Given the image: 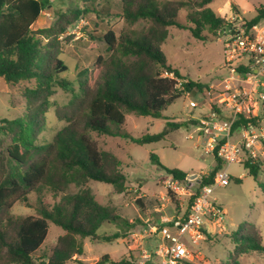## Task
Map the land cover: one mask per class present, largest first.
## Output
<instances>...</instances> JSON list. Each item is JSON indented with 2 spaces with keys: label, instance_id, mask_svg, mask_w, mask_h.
I'll use <instances>...</instances> for the list:
<instances>
[{
  "label": "trees",
  "instance_id": "1",
  "mask_svg": "<svg viewBox=\"0 0 264 264\" xmlns=\"http://www.w3.org/2000/svg\"><path fill=\"white\" fill-rule=\"evenodd\" d=\"M213 1L120 0L121 16L132 23L145 20L149 25L139 32L117 36L114 31H108L104 35L110 55L98 56L90 67L80 70L79 92L74 93L67 105L57 109V116L66 125L50 143L38 145L36 135L44 125L55 89H69L70 85L64 77L69 68L57 50L58 36L90 11L68 8L58 13L56 26L34 30L32 26L52 5L51 0H0V78L10 85L33 82L22 92L27 104L25 116L0 120V134L11 141L5 151L0 150V216L17 202H28L29 196L37 193L36 214L9 217L5 224H0V264H69L75 256L84 255V239L107 242L119 237L98 233L105 223L127 225L112 206L100 203L90 188L76 193H67V190L72 184L80 188L91 180L110 184L119 193L127 189V177L120 170L122 160L110 151L101 150L92 139V131L144 145L165 140L169 132L180 128L182 124L167 123L163 131L141 137H133L123 130L126 112L161 118L186 91L197 96L206 88L199 81L185 78L169 63L162 46L168 38L169 27L190 30L200 40H206L208 34L217 36L228 21L208 6ZM186 7H193L195 11L188 13L186 22L182 23L179 14ZM91 10L96 12L94 7ZM262 20L263 4L245 22L250 28ZM237 70L247 72L244 65ZM180 81L183 90L178 88ZM243 120L235 124V130L244 124ZM213 155L217 164L208 176L198 179V188L189 196L188 207L203 186L215 182L222 161L216 151ZM151 159L160 163L157 155L152 154ZM244 166L257 179L264 170V159L248 160ZM164 170L182 183L187 180L188 173L183 170L166 167ZM259 186L264 190L263 183ZM45 190L54 198L61 196L60 200L53 205L46 203ZM177 222L170 227L175 228ZM50 223L64 233L49 254L40 255ZM231 242L234 250L228 264H239L240 257L250 252L264 255L262 232L253 223L239 224ZM109 262L113 263L109 255H104L95 264Z\"/></svg>",
  "mask_w": 264,
  "mask_h": 264
},
{
  "label": "rangeland",
  "instance_id": "2",
  "mask_svg": "<svg viewBox=\"0 0 264 264\" xmlns=\"http://www.w3.org/2000/svg\"><path fill=\"white\" fill-rule=\"evenodd\" d=\"M119 1L51 0L52 5L42 12L32 26L34 30L54 27L58 13L66 12L68 8L90 11L75 26L58 36L57 50L59 57L69 68L64 77L70 85L69 89H55L45 114L44 125L36 135V144L50 143L55 134L66 125V121L57 116V109L67 105L74 93L79 92L77 80L80 70L90 67L98 56L110 55L104 35L108 31H114L117 36L124 32H139L149 25L145 20L132 23L121 16ZM158 1L162 3L168 0ZM232 1L242 7V12L245 11L243 16L248 20L255 16L261 3L264 5V0ZM232 1L215 0L208 6L229 23L232 15L237 12ZM91 7H94L96 12L92 11ZM109 7H112L111 10L106 11ZM193 11V7L182 9L179 14L180 21L185 23L187 14ZM168 33L162 49L169 63L179 69L185 78L199 81L206 86L202 93L192 97L198 102V108H190V99L182 95L163 112L161 118L126 112L123 130L133 137L159 133L167 123L182 124L160 142L137 145L126 138L93 131L90 133L101 150L110 151L122 160L120 170L127 177V189L119 193L110 184L91 180L80 188L70 185L67 193L90 188L96 199L103 205L112 206L127 225L103 224L99 234H118L119 237L107 242L84 239V255L75 256V260L69 264H79L78 260L84 264H95L104 255H109L113 261L109 262L110 264L122 260L125 264H162L164 258L155 253L162 242V236L159 234L165 226L175 233V228L170 226L175 220L184 219L190 203L188 195L179 196L172 190V176L164 167L183 170L188 173V177L197 173L196 180H189L187 177L183 182L186 188L195 193L198 179L208 176L217 164L213 153L206 152L197 118L208 106H214L219 99H224L222 81L230 74L229 66L239 68L247 59L241 58L228 64L223 48L224 37L220 34H208L206 40H200L195 38L190 30L177 27H169ZM32 85L33 82L10 85L0 78V120L25 116L27 104L22 92L25 87ZM10 142L8 136L0 134V150L5 151ZM152 154L159 157L160 163L151 159ZM225 168L231 178L229 185H214L210 195V199L216 200L224 209V221L222 225L205 222L208 228L205 230V239L193 241L188 236L185 237L191 257L181 261L182 264H228L230 253L234 250L232 234L238 225L245 221L255 224L261 230L264 243V190L259 186V183L264 184V170L255 179L248 174L242 163L226 164ZM237 179H240V182H237ZM43 195L44 201L50 205L58 202L61 197L54 198L46 190ZM36 202L37 193H32L28 202H17L2 213L0 224H5L9 217L22 218L36 214ZM63 233L60 227L50 223L48 236L38 254H49ZM146 252L151 254L150 258L144 256ZM239 261V264H264V255L250 252L241 256Z\"/></svg>",
  "mask_w": 264,
  "mask_h": 264
},
{
  "label": "built area",
  "instance_id": "3",
  "mask_svg": "<svg viewBox=\"0 0 264 264\" xmlns=\"http://www.w3.org/2000/svg\"><path fill=\"white\" fill-rule=\"evenodd\" d=\"M219 34L224 37L227 63L245 58L247 62L243 65L247 72L241 73L238 67L229 66L230 74L223 80L227 116L208 106L197 118L206 152L216 151L222 167L215 174V182L201 188L186 218L176 223V232L172 233L167 226L162 229V242L155 251L164 258L162 264H182L181 261L191 257L185 237L193 241L205 239L203 231L208 230L205 222L222 225L225 211L216 200L210 199V195L214 185H229L231 178L226 164L264 159V115L261 114L264 105V25L259 23L249 28L244 19L234 16ZM178 88L183 90L182 81ZM183 96L190 99V108H198V102L192 99L190 92L186 91ZM242 118L244 124L235 130V124ZM170 183L179 196L195 194L173 176ZM144 256L150 258L151 254L146 252Z\"/></svg>",
  "mask_w": 264,
  "mask_h": 264
},
{
  "label": "crops",
  "instance_id": "4",
  "mask_svg": "<svg viewBox=\"0 0 264 264\" xmlns=\"http://www.w3.org/2000/svg\"><path fill=\"white\" fill-rule=\"evenodd\" d=\"M232 1V0H231ZM233 2V1H232ZM233 4H235V6H237V12L232 15V17H239V18H242V19H247L243 16V14L245 13V11L242 12V7L236 3L233 2ZM262 5V3L260 4ZM257 10V9H256ZM256 15V14H255ZM252 19V18H251ZM260 24L264 25V20H262L260 22ZM222 85H223V81H222ZM223 96H224V99H219L216 103H214L213 105L216 106L218 108V110L222 113L223 116H227L228 115V110H227V107L225 105V95H224V92L222 93ZM263 116V115H262ZM159 236H162V234L160 233ZM162 241V240H161ZM83 256V255H82Z\"/></svg>",
  "mask_w": 264,
  "mask_h": 264
},
{
  "label": "water",
  "instance_id": "5",
  "mask_svg": "<svg viewBox=\"0 0 264 264\" xmlns=\"http://www.w3.org/2000/svg\"><path fill=\"white\" fill-rule=\"evenodd\" d=\"M263 111H264V105H263ZM197 178H198V174L197 173L189 175V177H188L189 180H196Z\"/></svg>",
  "mask_w": 264,
  "mask_h": 264
}]
</instances>
